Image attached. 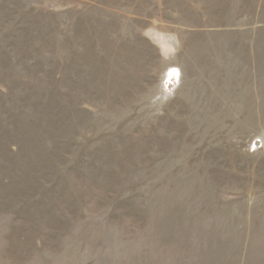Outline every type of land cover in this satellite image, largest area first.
<instances>
[{
	"label": "rangeland",
	"instance_id": "1",
	"mask_svg": "<svg viewBox=\"0 0 264 264\" xmlns=\"http://www.w3.org/2000/svg\"><path fill=\"white\" fill-rule=\"evenodd\" d=\"M0 264H264V0H0Z\"/></svg>",
	"mask_w": 264,
	"mask_h": 264
}]
</instances>
